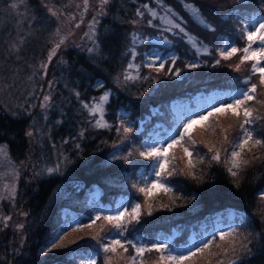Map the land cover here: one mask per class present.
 I'll list each match as a JSON object with an SVG mask.
<instances>
[{
    "label": "trees",
    "instance_id": "obj_1",
    "mask_svg": "<svg viewBox=\"0 0 264 264\" xmlns=\"http://www.w3.org/2000/svg\"><path fill=\"white\" fill-rule=\"evenodd\" d=\"M156 1L110 0L106 14L98 16L99 0H88L87 11L83 8L84 0H0V143L7 145L10 159L22 170L15 200L5 199L0 215L11 217L7 227L0 221V264H89L91 257L96 264H105L106 255L112 254H105L102 244L111 238H119L126 244L139 240L151 244L183 231L171 244L176 248L175 244L187 240L190 228L209 226L219 215L217 211L227 206L234 210L238 230L253 233L250 245L253 254L242 257L239 264H264V239L256 238V234L264 232V202L257 198V192L264 190V147L253 150L261 160L240 174L237 187L227 170L229 164L225 163L232 144L223 143L220 132V128L235 125L228 132L229 141L234 142L241 135L231 113L212 118L219 121L215 134L199 126L193 131L196 141L190 148L193 159L204 158L196 169L201 179L186 175L187 157L182 147L177 146L170 150V156L175 155L176 159L168 166L169 171L173 167L176 171L164 180L172 191L158 190L146 197L137 190L146 185L149 170L139 153L144 151V141L156 134L157 121L168 116L169 103L192 102L204 91L240 83L233 66L242 52L224 60L219 51L226 42L233 43L231 22L238 18L237 13L252 7L229 0H189L201 9L214 29L210 30L184 10L181 0H163L177 14L180 25L208 52L196 58L199 67H187V56L195 54L187 43L171 39L175 65L169 58L164 69L157 71L142 63V55L141 62L138 54L133 60L129 50L132 33L143 39L151 32L156 34L144 25L148 14L144 5H156ZM224 5L221 10L219 6ZM49 9L57 15H52ZM137 10L143 15L137 16ZM73 14L88 15L91 23L96 17L98 50L91 54L87 51L93 43L86 35V39L61 45L48 62L50 50L73 27ZM148 19L152 21L151 16ZM219 27L225 29L219 32ZM146 43L137 44L136 52L148 50L150 46ZM236 43L239 49L243 48V42L236 40ZM133 61L139 65V78L124 81L123 74ZM46 62L45 71L41 65ZM177 69L178 77L174 74ZM132 74L137 75L134 71ZM97 82H102L104 88H97ZM252 83L258 84V76L252 77ZM105 88L111 96L104 118L111 128H95L94 118L82 107V102L99 97ZM257 91L261 92L260 87ZM45 95L51 96V106L46 110L41 107ZM258 99L263 100L264 95ZM249 105L258 110L256 114L264 115V105L256 101H250ZM121 123L132 129L126 136L122 129L117 133ZM254 128L256 138L264 139V120L258 121ZM26 131L34 135L28 137ZM206 145L221 149V162L209 161L212 153ZM58 164V173L49 175L44 171ZM93 194L100 198L96 207L91 200ZM120 195L132 198L128 201L129 211L134 204L142 205L138 223H128L122 237L103 219L91 228L85 227L98 215L96 212L112 211ZM148 204L152 205L150 215ZM242 217H251V222H242ZM75 221L78 223L74 224ZM229 239L220 242L217 237L221 249L228 246ZM53 242L60 246L49 251ZM221 249L213 248L211 252ZM121 252L118 250L113 256L112 264ZM153 253L145 254L146 264L151 263L150 259L158 264V254ZM132 254L129 246L118 264H127V257ZM198 258L188 264H216V257L207 251Z\"/></svg>",
    "mask_w": 264,
    "mask_h": 264
},
{
    "label": "snow or ice",
    "instance_id": "obj_2",
    "mask_svg": "<svg viewBox=\"0 0 264 264\" xmlns=\"http://www.w3.org/2000/svg\"><path fill=\"white\" fill-rule=\"evenodd\" d=\"M248 0H237V3L240 5H245ZM110 3V0H99L97 15H105L106 6ZM158 3L162 8L165 9V16L159 17L161 23L166 25L164 31H172L173 29H178L180 33H183L184 36L188 37L189 41L195 46L197 41L190 37L185 29L176 22L175 17L177 14L171 9L167 8L163 4V0H158ZM184 10L199 24L202 26L212 29V26L208 24L204 14L201 12V9L194 3L189 2V0H181ZM88 0H84L83 8L85 11L88 9ZM13 8L16 7L15 4L12 5ZM144 8L147 10L148 14L152 19L158 18V13L150 8L147 4L144 5ZM52 15H57V12L53 9H49ZM234 11L239 12L240 9H235ZM137 16H142L143 13L140 10L136 12ZM74 19V18H73ZM97 20L96 17L93 18V23L89 25V33L86 35L92 40L93 47L87 49L91 53H95L99 45L95 39V24ZM241 32L246 38L247 44L242 49H239L235 46L229 45L226 48H222L219 51V55L222 59L228 60L231 59L238 52H243V55L240 58V64H237L235 67L236 71L240 70V65L244 64L246 61H251V74L246 77L243 81L244 84L248 85L246 88H240L236 91H230L226 94V99L217 100L213 104L210 110H207L205 114H198L196 118H189L187 123L183 124V131L178 132L172 137L169 138L166 147L161 144L157 147L155 144H146L144 145L145 150L141 151L139 155L145 159H150L153 161L152 164V173L157 178L154 181L148 182L143 187H138V192L143 193L146 197L154 192V190H159L164 193H169L172 191V188L168 186L163 181L166 180L167 176H171L175 173V167L169 171L168 166L172 161L176 159L175 155L170 156V150L174 149L177 146L182 147L184 156L187 157V173L186 175L192 177L193 179H201V176L196 175V169L198 164L204 163V158L199 157L198 159H193V151L190 150L191 147H194L196 141L193 139V131L199 126L202 129H211L213 134L216 133V129L219 127V121H212L213 117L217 116H226L231 113L232 117H235L238 122V127L241 135L237 138L236 141L230 142L228 132L235 126L229 125L228 128H220L222 135L223 143H231L232 151L229 153L228 160L225 163L229 164L228 172L234 178V182L237 187L239 186V177L240 174L251 165L255 164L257 161L261 160V156L254 153V149H259L264 147V139L256 138L254 125L260 121L264 120V115H258L257 109L249 105L250 101H256V103L264 105V100L258 99L259 95H264V14L259 16H251L250 18H245L242 21ZM149 26H151V21H149ZM79 27V25H77ZM57 35H59V30H57ZM130 41L132 47L129 49L133 60L137 56L136 45L144 43V40L136 34L132 33L130 36ZM168 43L167 40L164 41ZM65 43V39L60 38L55 46L50 50L48 55V62H51L52 58L56 55L57 50ZM256 45V47H253ZM199 54V49H197ZM204 52L207 53V49H204ZM153 55H156L155 53ZM157 59L159 57L157 56ZM157 59H153L149 64H146V67L153 66L157 63ZM48 62L43 63L41 68L46 71ZM171 63L175 65V58H172ZM220 64V60L216 61V65ZM187 67L196 68L199 67V64L192 63ZM164 69V63H159L157 71H162ZM136 72L137 75L134 76L132 72ZM171 71V69H169ZM139 65L134 63H129L128 68L123 74L124 81H130L139 78ZM175 76H180V71L177 69L175 71ZM258 76V84L252 83V77ZM119 80V77L117 78ZM147 79V78H145ZM51 87V85H50ZM97 88H104L102 82H97ZM260 87L261 92L258 93L257 89ZM77 98H79V93H76ZM111 93L108 90H105L99 97H94L90 102L83 103L82 107L87 110L89 116L94 118L93 127L95 128H111V125L105 120L106 106L110 102ZM51 106V96L45 95L43 97V102L41 107L45 110ZM242 115V119H241ZM46 118V117H45ZM122 129L123 134L126 136L132 131L131 127L125 126L121 123L117 127V133L120 134ZM25 135L32 137L34 133L32 131H26ZM84 133L81 131L80 136L83 137ZM208 152L212 155L208 158L209 161H216L217 163L221 162V149L216 148L215 145L208 146ZM79 148V145H77ZM227 151V149H223ZM131 155V153L129 154ZM7 160L11 163L8 156V149L6 144H0V162ZM65 161L67 158L65 157ZM47 174H55L60 171V165L55 167L46 168L44 170ZM10 175L12 180L11 183L2 185V191H0V201L4 199H9L14 201L16 197V180L18 179V172L13 166L12 172L7 173ZM39 175V173H38ZM257 198L264 202V190L257 192ZM152 205L148 204V214H151ZM142 211V205L137 203L131 206V211L128 210L127 206H124L123 210H117L113 215H106L101 217L97 215L92 219L91 223L85 225V227L91 228L93 224L98 220H105L117 230V235L122 237L126 231L127 224L132 222H139V218ZM130 218V219H128ZM11 217H0V221L3 222V226H8V221ZM247 220L251 222V217H242V222ZM262 222H264V217H262ZM18 227H23L22 225ZM239 226L229 225L226 228L218 229L216 232L211 234V238L201 239L198 243L193 244L188 248L176 249L175 247H170L167 242H156L151 245V247L140 244L137 245L129 241L127 244L122 242L119 238H111L106 244H102V249L106 255L105 264H112V258L118 253V250H122L119 255V259L123 260V253L128 252L129 246L133 249V254L127 257V264H146L145 254L155 251L158 253V264H188V262L193 261L194 258L202 257L203 254L207 251L210 255L216 257V264H239V261L244 256H251L253 250L250 247L253 243V233L248 232L247 234L241 233L238 230ZM223 242L226 238L229 239L228 246L221 249L220 243L217 241ZM257 240L264 239V232L256 234ZM59 239V237H57ZM93 239H98V237H93ZM59 244L55 242L52 243L51 247L48 249L51 251L53 248L59 247ZM213 248L221 249L219 252H211ZM89 264H96L94 258L89 259Z\"/></svg>",
    "mask_w": 264,
    "mask_h": 264
},
{
    "label": "rangeland",
    "instance_id": "obj_3",
    "mask_svg": "<svg viewBox=\"0 0 264 264\" xmlns=\"http://www.w3.org/2000/svg\"><path fill=\"white\" fill-rule=\"evenodd\" d=\"M158 16L159 17H163V16H165V13H163L161 15L158 14ZM82 20L84 22H87L86 16L82 17ZM165 27H167V26H165ZM77 28H79V27H72L70 29H77ZM174 30L177 31L176 29H174ZM66 32L69 33L70 36H64L63 38L65 40L75 36L74 34L76 33V30H73V31L69 30V31H66ZM63 35H60V37L63 36ZM194 47L197 48V49L199 48V46L197 44ZM255 47H256V45H255ZM154 53L156 55H153ZM154 53H152L149 56L148 63H150V61L153 60V59H157V56H158L159 59H157V63L154 66H159V63L163 62L164 57L161 55L160 52H154ZM223 99H226V94H223V95L212 94L210 96L200 98L195 107L188 108L186 106H177L176 107V113H177L176 124L172 128L169 129V132H168L167 135H163V136L159 137L156 141H153L152 144H155L157 147H159V146H161V144H163L166 147L167 142H169V138L170 137H172L173 135H175L178 132H182L183 131V124L187 123V120L189 118H196V116L198 114H205L206 111L210 110L211 106L217 102V100H223ZM13 166H14V164L12 163V161H11V163H9L7 160L3 161V167H2V162H0V172H2L4 170V173H3L4 174V179H3V181L0 182V191H2V185L11 183V180H12L11 176L10 175H6V174L12 172ZM15 169L18 172V179L16 180V187H17V183H18V180L20 178L22 170H19L16 167H15ZM156 179L157 178L154 176V178L151 181H154ZM4 206H5V199L0 201V215H1L2 212H4ZM119 210H121V209H119ZM229 225H230L229 223H227V224L218 223L217 224V230L218 229H222V228H226ZM205 238H206L205 236H194L192 238L191 243H190V245L188 247L192 246L195 243H198L201 239H205ZM140 244H142V243H140ZM205 257L206 256H204L202 259L204 260ZM149 261L151 262L150 264H155L153 262V259H150ZM118 263H120V260L118 258H116V261L114 262V264H118Z\"/></svg>",
    "mask_w": 264,
    "mask_h": 264
}]
</instances>
